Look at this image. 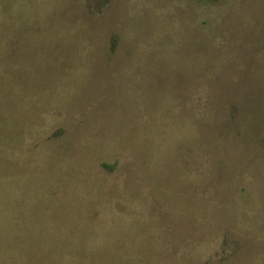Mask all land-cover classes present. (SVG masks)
<instances>
[{
  "label": "rangeland",
  "instance_id": "rangeland-1",
  "mask_svg": "<svg viewBox=\"0 0 264 264\" xmlns=\"http://www.w3.org/2000/svg\"><path fill=\"white\" fill-rule=\"evenodd\" d=\"M0 264H264V0H0Z\"/></svg>",
  "mask_w": 264,
  "mask_h": 264
}]
</instances>
